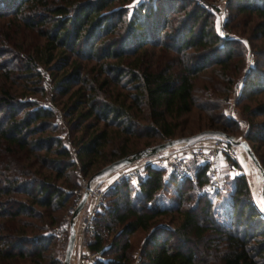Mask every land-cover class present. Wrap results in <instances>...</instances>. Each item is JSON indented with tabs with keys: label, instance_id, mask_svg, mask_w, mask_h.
I'll return each mask as SVG.
<instances>
[{
	"label": "trees",
	"instance_id": "1",
	"mask_svg": "<svg viewBox=\"0 0 264 264\" xmlns=\"http://www.w3.org/2000/svg\"><path fill=\"white\" fill-rule=\"evenodd\" d=\"M111 1L0 0V264H17L18 258L31 264H61L56 257L45 256L51 234L44 230L54 227V212L74 193L59 184L72 152L52 133L53 112L31 97L34 78L41 79L39 65L62 70L53 75L52 88L71 97L63 114L73 118L72 130L83 127L71 143L79 169L88 177L138 150L134 139L186 136L183 116L193 107L198 109V121L204 117L203 129L230 134L236 125L223 111L241 69L238 62L231 66L229 61L234 40L212 33L206 18L194 29L200 17L197 7L171 26L161 41L158 36L168 12L180 2L161 0L142 5L143 13L134 12L120 40L101 41L122 16L121 12L114 20L115 11L101 12ZM236 1L239 13L255 12L259 17L250 37L263 39L254 52L257 59L242 70L238 81L237 98L242 100L264 94V0ZM127 54L133 57L126 60ZM91 59L98 65L85 70L84 62ZM207 68L212 72L206 78L209 82L220 78L214 90L221 99L198 104L193 80ZM243 108L249 117L264 115V100ZM87 119L91 123L83 126ZM244 139L253 151L259 147L255 144L264 145V121L251 123ZM150 143L145 141L142 148ZM258 159L264 169V152ZM163 174V169L147 165L137 185L123 177L105 191L108 200L96 211L85 244L100 256L91 264H130L129 236L137 229L148 231L139 264H264V215L250 201L244 175L233 178L218 205L211 196L221 193H198L194 205L180 207L182 187L186 183L200 187L204 168L194 166L192 175L181 179L170 174L178 198L171 208L152 204L166 182ZM77 184H70L72 190ZM172 211L179 216L177 223L172 219L157 223L158 216ZM30 217L38 222L26 219Z\"/></svg>",
	"mask_w": 264,
	"mask_h": 264
},
{
	"label": "rangeland",
	"instance_id": "2",
	"mask_svg": "<svg viewBox=\"0 0 264 264\" xmlns=\"http://www.w3.org/2000/svg\"><path fill=\"white\" fill-rule=\"evenodd\" d=\"M161 0H113L111 1L106 7L103 8L101 12H107V11H115L116 14H114V20L118 18V16L122 12V16L120 17L119 21L116 22V28L108 35L103 36V40L106 41L110 39H117L120 40L122 36L124 35L125 29L127 27V20L131 17V15L134 12L142 11L144 12L143 8H140L142 5L145 7L149 5H153L154 3H157ZM236 0H180V2H177L176 6L174 7V10H170L168 12L167 21L164 29L158 36L159 39L162 41L164 37V33L171 31V26L176 25V23L189 12H196V8L200 7V17L197 19L194 29H197L198 24L202 21L201 19L206 18V21L208 22V27L212 28V33L217 34L219 37H222L220 34V30L224 28L228 31L230 34V39L234 40L236 43L234 44L233 48L235 49V53L232 55L231 59L229 60L232 65H240L241 69L236 74L237 81L234 83L233 90L230 91L227 97V101L225 103V106L223 108L224 113L229 116L232 120L236 122V125L232 127V130L230 132L231 135L237 137V138H244V134L246 130L249 128V125L251 123H259L264 121V115L260 116H254L249 117L246 110L243 108L244 105H248L252 107L257 101L264 100V94H258L255 97L248 98V99H242L239 100L237 98L238 91L235 90V85L238 83V81L241 78L242 70L245 69V67H249L250 64L247 60V56L251 54L254 58V61L257 59V56L254 52H256V49H259V46L263 44V39L261 38H251L250 37V30L252 26L258 21L259 17L256 15L255 12L253 13H239L236 10L237 6ZM119 42V41H118ZM120 43V42H119ZM150 47V46H148ZM150 51L152 48H149ZM157 50V48H156ZM188 51H192L189 49ZM170 55H175L170 53ZM4 57V56H3ZM6 57V56H5ZM7 57L10 59H13V57H10L9 54H7ZM133 55L127 54L126 60H130ZM79 61H84L83 59H79ZM109 61H113L110 59ZM12 63H16L13 62ZM83 63V62H82ZM86 63L85 70L95 65L97 66L98 63H95L93 59L88 60ZM254 64L251 63V65ZM217 67V66H212ZM39 72L41 73V79L38 81L35 79L34 82V88L35 92L31 94V97L35 99L37 104H40L41 106L47 107L53 112V117L49 118V121L51 123V126H54V132L53 135H56L60 137L61 142L63 145H66L70 148V151L72 152V155L68 159L71 161L69 163V166L65 170V175L63 178L59 180V184L61 187L64 188L66 192L74 191L72 193L70 199L66 202L65 206L59 210H56L54 214L56 215V223L54 224V227H48L44 232L51 234V241L48 245L45 246L44 254L46 257L54 256L57 259L60 260L61 264H63V256H64V249L66 244V239L68 235V223L71 216V213L78 202V197L82 194L84 191L85 183L83 184V187H81V180L80 176H82L85 181L91 176L88 177V175H83L79 169V166L77 164L76 158H75V147L71 143V140H73L77 135H80L82 133L83 127H81L78 130H72L71 129V123H72V117L70 118L69 115H65L64 110L66 105L70 103L71 97L69 98V93L60 95L56 93L52 86V78L53 75L56 73H61L62 70H53L49 66H43L39 65L38 68ZM69 68L66 67L64 70H68ZM212 72L210 71V68H207L200 72L198 76L193 80L194 85V99L195 103H202L203 100H214L218 101L221 99V93L216 91L215 88L216 85L219 86L218 79L219 77H215L212 80V83L209 82L206 78L211 76ZM208 86V88H207ZM75 87V86H72ZM216 89V90H214ZM208 94V96L206 95ZM83 108V107H82ZM199 114L198 109L193 107L191 112L184 115L183 117L186 118L187 122L183 124L182 127H184V131L182 135H190L193 133H196L198 131H201L203 129V118L202 121H198ZM203 114V113H202ZM91 119H87L84 121L83 126L87 125L88 123H91ZM97 127H101V123L98 124ZM197 127H200V129H197ZM205 128V127H204ZM74 137V138H73ZM168 138L163 139H156V138H140V139H134L136 141V149L142 148V143L145 141L151 142L149 146H152L158 142H162ZM251 144V143H249ZM256 146H259L258 148H254V152L256 153L257 157H262L264 152V145L255 144ZM180 144L174 145L172 147L167 148L168 150L174 149L175 147H179ZM108 149V146L106 145L104 147V151ZM232 150L235 153L236 161L234 160H228L227 166L230 168H234L233 171H229L228 174L225 175L227 185L226 188L231 189L232 186V180L237 175H244L247 188H248V194L250 201L255 205V207L261 212L260 205L257 200V196L260 190L261 182L258 178V173L253 165L252 161L246 154V152L238 145L232 144ZM258 157V158H259ZM144 158L138 159L132 163H141ZM73 163V164H72ZM100 168V167H99ZM191 168H194V166H191ZM121 169H118L107 176L103 177L99 181H96L94 183V189H99L105 187L107 190L110 188L114 182H116V176L118 175L119 171ZM97 171V170H96ZM164 179L166 182L164 183L163 187L157 192V195L155 197V200L152 202V204H157L158 206H168V207H174L178 203V198L176 196V186L175 184L170 181V174L164 171ZM133 181V180H132ZM71 183H78L77 187L72 190ZM226 183V182H225ZM134 185H137L138 183H135L133 181ZM105 190V191H106ZM109 190V189H108ZM133 190V189H132ZM131 190V191H132ZM183 191V199L178 204H180V207H187L194 205L195 202V196L196 194H204V192L201 190L200 187L195 186L193 183L189 184L186 183L182 187ZM132 193V192H131ZM227 195H218L214 196L212 195L211 198L214 202V204L218 205L220 201L225 199ZM108 200V197L103 195V203H106ZM90 196L87 197V200L85 202L84 207L79 212L77 218L75 219V229H76V239L75 244L73 248V253L70 259V264H81L80 259L82 257L81 250L82 248H86V239H88L89 233L86 230H83V220L88 212V209L90 207ZM101 207V206H100ZM99 207V208H100ZM39 211L42 208H39ZM217 210L220 213L221 207L217 206ZM262 214V212H261ZM178 214L175 212H170L168 215H161L156 218V221L158 224L160 223H167L168 220L172 219L174 223H177L178 221ZM263 215V214H262ZM220 219L221 217L218 216ZM28 221L32 222H38L36 218H26ZM82 224V229L80 231V225ZM173 225V223H172ZM148 231L137 229L135 232H133L129 236V240L132 245V251H131V262L130 264H134V259L136 256H140V247L143 243L144 238L146 237ZM111 235L108 236V240L111 239ZM28 247V246H27ZM87 249V248H86ZM211 259V257H209ZM17 264H31L30 260L27 258H18Z\"/></svg>",
	"mask_w": 264,
	"mask_h": 264
},
{
	"label": "built area",
	"instance_id": "3",
	"mask_svg": "<svg viewBox=\"0 0 264 264\" xmlns=\"http://www.w3.org/2000/svg\"><path fill=\"white\" fill-rule=\"evenodd\" d=\"M220 34L222 37H230L228 31L224 28L220 30ZM247 60L250 65L254 62L251 54L247 56ZM239 88L240 83H237L235 90L239 91ZM223 158L236 161L232 144L219 136H207L189 144H180L179 147L171 150L165 149L155 155L144 158L141 163H130L120 168L121 170L115 178L119 180L123 177H129L135 183H138L139 178L145 175V167L147 165H154L181 179L192 175L194 168H191V166H199L204 168L205 175V180L200 186L201 190L204 193L224 194L227 192V188L225 183L226 174L221 168V159ZM80 180L81 187H83L86 181L82 176H80ZM105 190V187L94 189V186H92L89 192L88 196L91 199L90 207L82 223L83 230H86L88 233H91L93 230L92 219L103 202ZM80 196L78 199H80ZM82 254L80 259L81 264H91L100 257L97 251H88ZM140 260V256H136L134 264H139Z\"/></svg>",
	"mask_w": 264,
	"mask_h": 264
},
{
	"label": "water",
	"instance_id": "4",
	"mask_svg": "<svg viewBox=\"0 0 264 264\" xmlns=\"http://www.w3.org/2000/svg\"><path fill=\"white\" fill-rule=\"evenodd\" d=\"M207 136H219L222 137L225 141H227L230 144L238 145L240 146L248 155L250 160L252 161L253 165L255 166L258 178L260 179L261 186L260 190L257 196L258 203L261 208V212L264 215V169L257 158L256 154L252 150L251 146L244 138H237L223 130L220 129H203L201 131H198L196 133L181 136V137H175V138H169L162 142H158L152 146L145 147L138 149L134 152H131L127 155H124L120 158H117L110 163L104 165L97 171H95L86 181L84 186V191L82 192L80 199L76 203L70 219L68 223V235L66 239L65 249H64V256H63V264H70V259L73 253V248L75 244L76 239V229H75V219L77 218L79 212L84 207L85 202L87 200V197L89 195V192L94 185L96 181H99L103 177L107 176L108 174L138 160L141 158H146L152 155H155L169 147H172L177 144H189L192 142H195L203 137Z\"/></svg>",
	"mask_w": 264,
	"mask_h": 264
},
{
	"label": "crops",
	"instance_id": "5",
	"mask_svg": "<svg viewBox=\"0 0 264 264\" xmlns=\"http://www.w3.org/2000/svg\"><path fill=\"white\" fill-rule=\"evenodd\" d=\"M229 159H227V158H223V159H221V168H222V171L225 173V174H228V172L229 171H233L234 170V168H230L229 166H227V161H228ZM81 229H82V224L80 225V231H81ZM82 232V231H81ZM77 234V233H76ZM84 252H88V250L85 248H82V250H81V253H84Z\"/></svg>",
	"mask_w": 264,
	"mask_h": 264
}]
</instances>
